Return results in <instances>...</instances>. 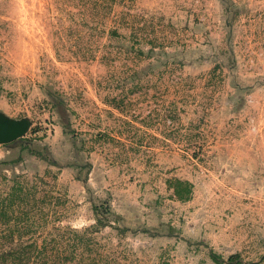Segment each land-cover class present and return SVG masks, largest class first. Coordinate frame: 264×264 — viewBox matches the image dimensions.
Instances as JSON below:
<instances>
[{
	"label": "rangeland",
	"instance_id": "1",
	"mask_svg": "<svg viewBox=\"0 0 264 264\" xmlns=\"http://www.w3.org/2000/svg\"><path fill=\"white\" fill-rule=\"evenodd\" d=\"M0 116V253L264 264V0H0Z\"/></svg>",
	"mask_w": 264,
	"mask_h": 264
},
{
	"label": "water",
	"instance_id": "2",
	"mask_svg": "<svg viewBox=\"0 0 264 264\" xmlns=\"http://www.w3.org/2000/svg\"><path fill=\"white\" fill-rule=\"evenodd\" d=\"M26 121H13L0 116V142L7 143L21 137L27 130Z\"/></svg>",
	"mask_w": 264,
	"mask_h": 264
},
{
	"label": "trees",
	"instance_id": "3",
	"mask_svg": "<svg viewBox=\"0 0 264 264\" xmlns=\"http://www.w3.org/2000/svg\"><path fill=\"white\" fill-rule=\"evenodd\" d=\"M1 245L4 246V243H1L0 241V248H1ZM31 247H33L31 245ZM46 248H48L46 245L43 246L42 250H39L41 251L40 252V256L37 257L35 256V258H37V260L33 261V258L34 256L32 254H29V255H25V256H21V253L16 255L17 257L15 256H11V255H8V253H3L1 252L0 253V264H34L36 262V264H52V262L50 263L48 261V259H50V254H47V258L46 260H44V258L42 259V256L44 255V253L42 251L46 250ZM13 257V258H12Z\"/></svg>",
	"mask_w": 264,
	"mask_h": 264
}]
</instances>
